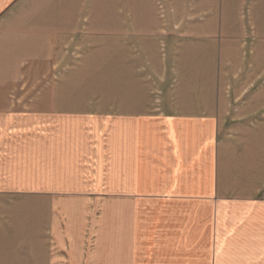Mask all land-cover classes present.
Segmentation results:
<instances>
[{
    "label": "crops",
    "instance_id": "crops-1",
    "mask_svg": "<svg viewBox=\"0 0 264 264\" xmlns=\"http://www.w3.org/2000/svg\"><path fill=\"white\" fill-rule=\"evenodd\" d=\"M83 1L0 0V264H264V159L247 158L264 144L223 168L219 119L205 110L215 100L125 95L116 111L94 112L63 110L59 96L9 99L18 76L45 68L46 30L68 26ZM193 1L177 10L203 39H258L262 51L245 58L264 61V0Z\"/></svg>",
    "mask_w": 264,
    "mask_h": 264
},
{
    "label": "rangeland",
    "instance_id": "rangeland-1",
    "mask_svg": "<svg viewBox=\"0 0 264 264\" xmlns=\"http://www.w3.org/2000/svg\"><path fill=\"white\" fill-rule=\"evenodd\" d=\"M117 1L84 0L77 12L64 14L62 23L68 26L47 29L50 56L45 68L37 75L18 76L21 89L9 92V99L31 106L59 96L63 110L94 112L116 111L125 95L155 105L174 99L190 104L215 100L218 106L205 110L219 119L223 168L230 170V164L240 162L244 148L264 144V61L245 58L246 53L262 51L255 45L258 39H203L195 16L178 12L192 9L193 0L167 1L168 12L161 0H154L156 19L145 0H140L138 11L126 12H118ZM253 67L260 69L258 75L252 74ZM247 116L249 124L244 122ZM247 158H255V166H260L264 156Z\"/></svg>",
    "mask_w": 264,
    "mask_h": 264
}]
</instances>
